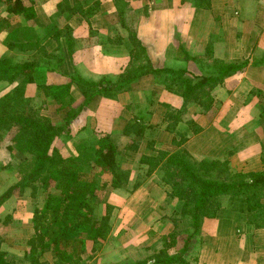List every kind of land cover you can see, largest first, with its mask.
<instances>
[{
    "label": "crops",
    "instance_id": "crops-1",
    "mask_svg": "<svg viewBox=\"0 0 264 264\" xmlns=\"http://www.w3.org/2000/svg\"><path fill=\"white\" fill-rule=\"evenodd\" d=\"M67 1L71 8L77 9L76 12L60 11L65 0H24L27 6L34 7L37 19L41 20L45 30L42 46L46 51L56 53L58 47L57 39L51 35L53 32L47 34L51 29L68 27L74 37L70 60L57 65L53 63L51 68H36L35 81L28 86V95L37 96L44 107L48 105L47 116L53 119L65 115L60 99L56 101L50 95L47 98L42 87H46V91L51 88L49 94L54 87H60L65 92L63 99L69 96L80 104L83 95L77 85L71 84L69 92L65 91L75 72L94 81L102 78L116 80L124 72L130 63V30L142 41L156 69L183 66L190 73L202 76L216 59L228 62L250 60L243 72L227 78L212 91L210 110L197 104L184 107L182 97L164 85L163 77L149 74L132 82L130 91L98 96L88 106L96 111L90 115L91 124L87 121L78 131L85 135L89 132L110 134L123 150L137 143L138 152L134 156L123 155L120 160L121 167L131 172L132 179L136 173L145 175L148 169L141 163V157L156 155L155 150L174 153L180 148L186 149L196 161L228 160L234 173L264 174V65L253 64L264 54V0H212L209 9L183 0ZM90 9L92 16L87 19L84 15H89ZM18 18L9 14L5 2L0 0V21L10 20L9 26H0V60L11 59L18 64L34 62L33 53H20L7 46L8 39L21 25ZM25 23L28 28L26 41L30 42L29 37L33 39L31 36L38 27L31 22ZM180 45L192 57L190 61L183 57ZM13 87V84L0 81V98ZM81 113L75 117L79 124ZM132 121L146 128L142 136L132 130L125 133L126 126ZM152 131L154 135H151ZM87 153L83 150L80 157ZM0 162L10 166L1 168L0 165L2 195L14 187L17 177L12 163L1 158ZM4 176H7L6 180ZM146 190L152 191L153 195L162 191V195L153 198L145 195ZM166 190L167 187L150 178L129 197L121 198L123 202L118 199L124 205L123 214L130 219L134 218L130 209H139L141 219L133 220L140 225L139 229L132 227V220L126 219H121L118 226L120 217L114 213L112 229L103 249L88 264L138 261L161 249L157 229L145 235L142 231L144 225L151 222L153 214L160 215V207L169 205ZM35 200L27 189L24 193H14L0 205L2 250L19 261L25 259L29 249L27 241L34 236ZM108 203L121 206L109 198ZM172 203L174 207L177 205L176 211L181 208L177 200ZM142 208L146 212L142 213ZM167 216L158 217L156 223L161 225L160 231L170 219ZM149 237L157 242L153 241L155 239L150 242ZM133 239L143 240L145 245H135L131 243ZM185 257L192 264H264V228L255 227L244 214L224 207L216 217L204 219L201 232L192 239ZM51 258L52 254L46 253L42 260L52 262Z\"/></svg>",
    "mask_w": 264,
    "mask_h": 264
},
{
    "label": "trees",
    "instance_id": "trees-1",
    "mask_svg": "<svg viewBox=\"0 0 264 264\" xmlns=\"http://www.w3.org/2000/svg\"><path fill=\"white\" fill-rule=\"evenodd\" d=\"M183 1H192L206 9L212 4V0ZM3 2L9 14L18 16L25 22L37 19L34 7L27 6L24 0ZM79 4L77 3V6ZM94 7H98L96 2ZM70 10L77 11L65 0L60 11ZM84 16L89 19L92 16L91 9L89 15ZM25 22L12 33L11 38L9 37L7 46L10 50L33 53L37 57L35 56L34 62L23 64L14 63L11 59L0 60V81L14 85L10 92L0 98V106L3 107L0 109V130L3 128L13 133L8 149L22 153L28 159L32 158L33 164H20V181L0 195V205L14 193H24L27 189H31L33 199H37L40 193L45 196L43 206L34 210V236L27 241L29 249L25 259L16 260L3 251V239L0 237V264H88L103 249L112 229L110 220L114 207L105 204V214L97 216L104 203L98 195V190L110 189L132 194L155 173L160 179L156 182L170 188L167 191L168 201H181V208L175 213L179 216L173 221V231L161 237V249L155 250L145 259L125 260L121 264H192L185 257L192 239L200 234L204 219L216 217L218 211L224 207L244 214L255 227L264 228L263 173H234L228 160L196 161L184 148L174 153L155 150L156 155L141 157V163L148 166V169L145 175L138 174L132 185L131 172L122 169L120 160L123 155L134 156L138 152L139 146L135 142L123 150L116 145L110 134L97 135L93 142L83 144V150H87L93 159L91 168L90 164L83 166L76 156L59 157L55 148L56 140L64 131H69L67 127L70 128L72 120L98 96L130 91L132 82L153 74L163 77L164 85L179 93L184 107L197 104L210 110V103L213 102L212 91L227 78L243 72L249 66L250 60L228 62L216 59L202 76L190 73L183 66L156 69L151 63L146 47L137 34L130 30V63L124 72L116 80L102 78L96 81L85 79L75 72L65 91L69 92L71 84L77 85L84 101L73 111L75 101L72 97L69 98L66 105L70 107L66 109V118L60 124H55L49 117L41 114L42 107L38 108L32 104L30 97L26 96V87L35 81L33 74L36 68H51L53 63L57 65L64 63L66 59L70 60L74 50L72 30L68 27L63 30L55 27L48 31L47 34L53 32L51 35L58 42L56 53L50 54L42 46V35L36 28L31 36L33 39L29 37L32 41H26L28 28ZM4 25L9 26L10 20L0 21V26ZM31 30L32 28H29V31ZM37 50L43 56L38 57ZM179 50L186 61L192 59L182 45ZM253 64L264 65V54L256 58ZM45 88L41 89H44L47 98L50 95L56 101L60 99L61 103H64L62 106H65L68 96L63 99L62 94L65 92L61 91L60 87H54L50 94L51 88L47 91ZM131 130L142 136L146 128L132 121L126 126L125 133L128 134ZM149 146L154 150L152 145ZM92 170L99 176L109 174L110 181L100 184L99 177L95 179ZM181 221L188 225L182 231V234L187 233L182 239V244L178 231V223ZM172 249H175V252L170 253ZM46 253L52 254V262L42 260Z\"/></svg>",
    "mask_w": 264,
    "mask_h": 264
},
{
    "label": "rangeland",
    "instance_id": "rangeland-1",
    "mask_svg": "<svg viewBox=\"0 0 264 264\" xmlns=\"http://www.w3.org/2000/svg\"><path fill=\"white\" fill-rule=\"evenodd\" d=\"M39 1H41V0H39ZM21 22H20V24H23V20L21 19V18H18ZM40 21L41 20H39V19H35V20H31V21H28L29 23L31 22V23H34V25H35V27H38V32H39V34L40 35H44L45 33H43L45 30H44V28L42 29V25H41V23H40ZM27 25V24H26ZM37 25H39V26H37ZM37 29V28H36ZM47 33V32H46ZM49 50V49H48ZM37 52V54L39 55L38 57H40V56H43L42 55V53H40L38 50L36 51ZM48 53H53L54 51H47ZM36 55H34V57H35ZM37 57V56H36ZM33 76H34V74H33ZM4 82H6V81H4ZM34 83V82H33ZM33 83H31V84H33ZM28 86H29V84L27 85V87H26V96L27 97H30V99L32 100V104H34L36 107H42L41 108V114L43 115V116H46V117H49V116H47V112H48V110H50V109H48V105H46L45 107H44V105H42L43 104V102L41 103V101H40V99L36 96H30V95H28V93H27V89H28ZM36 87V86H35ZM12 90V89H11ZM10 90V91H11ZM9 91V92H10ZM63 91H64V89H63ZM68 99H67V101H66V103H65V106H61V107H63V110H64V115L65 116H62L61 118H58V117H54L53 119H51L50 117V119H51V121L53 122V123H55V124H60L65 118H66V116H67V111H66V109L68 108V107H70V106H67L66 104H68V102H69V96L67 97ZM83 101H84V98H83V100H82V102L79 104V103H74L73 104V106H72V109H73V111H76L77 109H78V107L83 103ZM64 104V103H63ZM88 107V106H87ZM86 107V108H87ZM3 107H1L0 106V109H2ZM52 109H54V107H51ZM83 109V112L81 113V117H82V120H81V123L79 124V123H77L76 122V120L75 119H73L72 120V122H71V125H70V128H68L67 127V130H69L68 132H63L62 133V136L61 137H59L57 140H56V142H55V148L58 150V154H59V157H61V158H67V157H69V156H76L77 158H82V157H86V159L84 160H81L80 159V162L82 163V165L83 166H85V167H87L88 166V164H90V166H89V168L92 166V162H93V160H92V158H90L91 156L87 153V154H84V155H82L81 157H80V154H82V151H83V144H86V143H91V142H93L94 141V139H95V137L97 136V135H99V133H96V132H93V133H91V132H89L88 134H86L87 135V137H86V135L84 134V133H81V131H78L79 129H80V125H82V124H84V123H87V121L89 122V118L91 117L90 115H94V113L96 112L95 111V109H90L89 107L87 108V109ZM5 111V110H4ZM87 115V116H86ZM88 124H91L90 122L88 123ZM15 129V128H14ZM13 129V130H14ZM10 131L8 130H5V129H1L0 130V140L2 141V140H4V143H0V146L2 147L1 148V150H0V158L2 159V160H4V161H7L6 163H12V167L14 166V170H15V175H16V179H15V182H16V184L15 185H17L18 183H19V181H20V179H19V177H18V175H19V173L21 172V167H20V164L22 163V162H24L25 164H33V159L32 158H30V159H28L27 158V156H25L24 154H22V153H19V152H17V151H12V150H10V149H8V145H10V142H11V139H12V134L11 133H9ZM151 135H154V133H153V131L151 132ZM84 137H86V138H84ZM97 138V137H96ZM78 155V156H77ZM84 161H86V163L84 164ZM0 165H1V168H5V167H10V166H8L9 164H7V165H3L1 162H0ZM123 169V168H122ZM22 173V172H21ZM92 173H93V170H92ZM93 174H95V172L93 173ZM98 174H95V176H94V178L96 179V178H98V181H99V183L100 184H102L103 182H108V181H110V177H109V174H103V175H98ZM137 176H138V174L136 173L135 174V176L133 177V179H132V175L130 176V180H131V183H132V185L134 184V182L137 180ZM5 177V180H6V177L7 176H4ZM93 178V179H94ZM151 179H153V180H157V181H159L160 179H159V176L155 173L154 175H153V177L151 178ZM14 185V186H15ZM160 186H162V185H160ZM163 187H165V186H163ZM168 188V190H166V193H167V191H169V187H167ZM29 191H31V189H29ZM165 193V194H166ZM147 194H149V196L150 197H153V198H155V197H159L160 196V194L162 195V191H161V193H155L154 195H153V193H152V191H150V190H146L145 191V195H147ZM98 195L100 196V198L102 199V201L104 202V203H102V208L100 209V210H98V217H100L101 215H104L105 214V204H109L108 203V198H109V200L111 201L112 200V203H115V202H117V204L118 205H120L121 204V206H113V205H111L112 207H114L113 208V210H112V216L114 215V213L115 214H117L120 218H119V224H118V226H120V224H121V221L123 220V219H126L127 221H131L132 220V227H136V228H138L139 229V224L137 223H135V222H133V220H138V219H141V215L139 214V209H136V208H134V207H132L131 209H130V213L132 212V215H134V218H132V219H130L129 217H127V215L126 214H123V203H121V202H119V200H121L122 202H123V200L121 199V198H123V199H125L127 196L129 197L130 196V194L127 192H124V193H119V192H115V191H113V192H111V190L110 189H108V190H106V191H103V190H98ZM44 194L43 193H40L39 194V196H38V198L35 200L36 202H35V204H36V206L35 207H42L43 206V204H44ZM166 197H168V194H167V196ZM119 199V200H118ZM141 199L143 200V196H141ZM175 200H177L178 202H181L180 200H178V199H174V200H169L168 201V199H167V201H168V204L169 205H166L165 206V208H163L162 207V209H161V207H160V210H161V212H160V215L158 216V214H153L152 216H153V218H152V220H151V222L150 223H147V224H145L144 225V231H142L144 234L143 235H145V234H147V233H149V231H153L154 232V228L155 229H157V231H159L157 234H160V239L158 240V246L159 247H162V244L160 245V243H161V237L162 236H164V235H168V234H166V233H168L169 231H171L173 228H174V223H173V221H174V219L176 218V216H179V215H176L175 213H176V210H175V208H176V204H175V207H174V205H173V203H172V201H174L175 202ZM143 201H145V200H143ZM166 204V203H165ZM162 210H164V212H162ZM140 211H142V213L143 212H146L145 211V209L144 208H142V209H140ZM182 212V210L180 211V213ZM169 215V216H167V217H170V219H169V221H165L166 223L165 224H163V228H162V230L160 231L159 230V228H160V224L158 225L156 222L159 220V218L158 217H161V215ZM176 215V216H175ZM112 218V217H111ZM122 219V220H121ZM188 220V219H187ZM112 221V219L110 220V222ZM156 223V224H155ZM136 225V226H135ZM186 226H188L187 224H186V222H183V221H181L180 223H178V231H179V233H180V236H179V239H180V244H182V239H184V237L186 236V234L187 233H185V234H182V231H184V229H185V227ZM134 229V231H136V229L135 228H133ZM140 234V233H139ZM150 238V237H149ZM153 239H155V238H153ZM153 239H149V241L151 242ZM154 242H157V240L155 239V240H153ZM131 243H138L139 244V246H141V247H143V245H145V244H143L144 243V241L143 240H135V239H133L132 240V242ZM90 244V247H91V243H89ZM138 244H135V245H138ZM138 247V246H137ZM153 249V248H152ZM132 252H134L135 253V251H131V253ZM173 252H175V249H172L171 250V252L170 253H173ZM150 253H152V251L150 252ZM149 254V253H148ZM98 255V254H97ZM96 257V256H95ZM94 257V258H95ZM52 259V258H51ZM114 264V263H113ZM117 264V263H116ZM118 264H120V263H118Z\"/></svg>",
    "mask_w": 264,
    "mask_h": 264
}]
</instances>
